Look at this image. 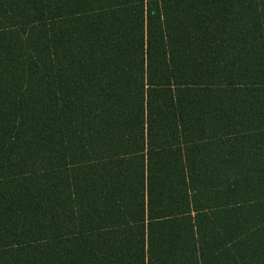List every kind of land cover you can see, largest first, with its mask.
I'll use <instances>...</instances> for the list:
<instances>
[{"label":"trees","instance_id":"trees-1","mask_svg":"<svg viewBox=\"0 0 264 264\" xmlns=\"http://www.w3.org/2000/svg\"><path fill=\"white\" fill-rule=\"evenodd\" d=\"M0 264H264V0H0Z\"/></svg>","mask_w":264,"mask_h":264}]
</instances>
